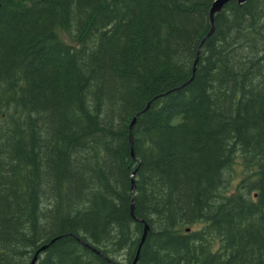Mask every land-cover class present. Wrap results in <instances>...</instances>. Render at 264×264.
<instances>
[{"label":"trees","instance_id":"trees-1","mask_svg":"<svg viewBox=\"0 0 264 264\" xmlns=\"http://www.w3.org/2000/svg\"><path fill=\"white\" fill-rule=\"evenodd\" d=\"M213 1L0 0V264H264V0Z\"/></svg>","mask_w":264,"mask_h":264},{"label":"water","instance_id":"water-1","mask_svg":"<svg viewBox=\"0 0 264 264\" xmlns=\"http://www.w3.org/2000/svg\"><path fill=\"white\" fill-rule=\"evenodd\" d=\"M229 1H235V2H237L238 4H242V3L245 2V0H214V2L212 3V5H211V7H210V11H209V18H210L211 28H210L209 32L207 33V36L210 35L211 32L213 31V27H214V26H213V23H214V15H215V13L219 12V11L222 9V7H223L226 3H228ZM133 121H134V120H133ZM133 121L131 122V124L133 123ZM147 228H148V227L145 226V230H147ZM145 236H146V231L143 233L142 240H141V242H140V244H139V247H138V250H137V253H136L135 259H134V261H133L132 264H135L136 261H137V257H138L139 250H140V246H141V244H142V242H143ZM35 259H36V256L33 258L31 264L34 263Z\"/></svg>","mask_w":264,"mask_h":264},{"label":"rangeland","instance_id":"rangeland-1","mask_svg":"<svg viewBox=\"0 0 264 264\" xmlns=\"http://www.w3.org/2000/svg\"><path fill=\"white\" fill-rule=\"evenodd\" d=\"M243 173L242 165L237 161V163L232 168V174L234 176V183L239 181Z\"/></svg>","mask_w":264,"mask_h":264},{"label":"bare ground","instance_id":"bare-ground-1","mask_svg":"<svg viewBox=\"0 0 264 264\" xmlns=\"http://www.w3.org/2000/svg\"><path fill=\"white\" fill-rule=\"evenodd\" d=\"M229 172H230V171H229ZM227 183H228V182H227ZM220 200H221V199H220ZM145 231H146V230H145ZM34 257H35V256H34ZM34 257H33V258H34ZM32 260H33V259H32ZM35 260H36V259H35ZM31 262H32V261H31ZM34 262H35V261H34ZM30 264H31V263H30Z\"/></svg>","mask_w":264,"mask_h":264}]
</instances>
